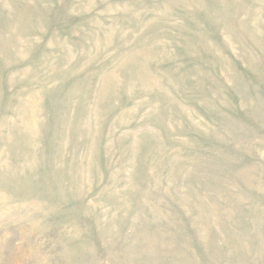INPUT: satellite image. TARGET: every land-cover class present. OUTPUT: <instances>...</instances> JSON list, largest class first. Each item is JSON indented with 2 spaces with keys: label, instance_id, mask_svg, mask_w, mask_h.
Returning a JSON list of instances; mask_svg holds the SVG:
<instances>
[{
  "label": "rangeland",
  "instance_id": "rangeland-1",
  "mask_svg": "<svg viewBox=\"0 0 264 264\" xmlns=\"http://www.w3.org/2000/svg\"><path fill=\"white\" fill-rule=\"evenodd\" d=\"M0 264H264V0H0Z\"/></svg>",
  "mask_w": 264,
  "mask_h": 264
}]
</instances>
